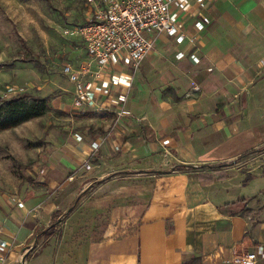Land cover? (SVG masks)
<instances>
[{
    "label": "crops",
    "instance_id": "crops-1",
    "mask_svg": "<svg viewBox=\"0 0 264 264\" xmlns=\"http://www.w3.org/2000/svg\"><path fill=\"white\" fill-rule=\"evenodd\" d=\"M200 2L186 0L182 13L173 7L196 38L194 44L158 37L130 90L116 91L131 117L106 139L110 129L103 136L81 135L79 143L69 136L61 148L66 167L53 170L66 176L63 186L74 181L84 188L74 201L78 217L84 203L108 204L107 196L93 194L120 180L124 233L66 243L62 227L54 235L62 244L49 237L37 254H29L33 237L47 228L32 219L39 201L28 194L15 198L24 205L19 209L14 198H7L0 203V239L9 243L4 264H41L37 260L45 253V264H242L246 254L264 245V151L223 168L224 180H200L199 172L178 168L236 160L264 144V0ZM196 22L203 24L200 31ZM178 53L184 57L177 59ZM113 110L102 112L110 116V126ZM100 139V148L91 154L90 143ZM65 146L81 163L91 154L90 169L68 159ZM245 161L247 175H236L232 169ZM53 182L48 179V186ZM87 188L90 192L80 196ZM81 220L73 236L89 230L82 229Z\"/></svg>",
    "mask_w": 264,
    "mask_h": 264
},
{
    "label": "rangeland",
    "instance_id": "rangeland-1",
    "mask_svg": "<svg viewBox=\"0 0 264 264\" xmlns=\"http://www.w3.org/2000/svg\"><path fill=\"white\" fill-rule=\"evenodd\" d=\"M92 15L88 0H0V98L30 93L45 98L48 106L43 116L0 132V203L7 198L24 200L33 193L39 201L32 209L33 221L41 225L39 228L48 227L52 213L64 214L59 230L64 227L67 232L66 243H77L78 238L120 237L126 223L119 217L120 180L110 181L94 192L97 198L107 196L108 204L84 203V214L78 217L73 215L74 201L84 188L74 181L63 186L66 176L61 179L53 172L66 167L61 148L69 136H90L111 127L110 116H104L102 111L81 112L71 106L74 88L62 75L63 66L69 64L76 69L85 55L80 43L67 37L65 31L86 23ZM243 163L232 169L236 175H247L249 161ZM48 179L54 181L51 186ZM85 191L90 192L89 188ZM92 208L98 212L90 216ZM80 219L85 224L82 229H89V234L73 236V226ZM43 239L46 238L33 237L29 254L40 251L46 244ZM49 240L63 243L60 236ZM70 253L67 250L66 254ZM46 256L43 254L37 262L47 263Z\"/></svg>",
    "mask_w": 264,
    "mask_h": 264
},
{
    "label": "built area",
    "instance_id": "built-area-1",
    "mask_svg": "<svg viewBox=\"0 0 264 264\" xmlns=\"http://www.w3.org/2000/svg\"><path fill=\"white\" fill-rule=\"evenodd\" d=\"M88 1L93 8L91 19L65 31L67 37L83 47L85 59L76 69L69 64L63 66L62 75L73 85L74 108L81 112H103L114 107V118L106 139L111 131L131 117L125 101L117 97L116 91L120 88L130 90L133 78L153 50L155 40L165 35L176 44L187 41L193 45L196 38L187 33L173 10L176 6L179 13L184 12L186 0ZM204 1L206 0H201V6ZM202 28L201 22L195 23L197 31ZM183 57V53L176 55L177 59ZM189 58L194 63H199L194 53ZM73 139L76 143L83 141L78 133L73 134ZM101 143V139L90 143L91 154L100 148ZM91 154L81 163L71 155L69 147H64V155L86 170L90 169L88 160ZM14 202L19 209L24 208L21 201L15 199ZM8 250L9 243L0 239V264L5 263ZM258 259L264 260V245H257L241 262L256 264Z\"/></svg>",
    "mask_w": 264,
    "mask_h": 264
},
{
    "label": "trees",
    "instance_id": "trees-1",
    "mask_svg": "<svg viewBox=\"0 0 264 264\" xmlns=\"http://www.w3.org/2000/svg\"><path fill=\"white\" fill-rule=\"evenodd\" d=\"M48 109L47 101L45 98L34 96L30 93H20L10 98H0V132L14 129L23 123H26L32 119L39 118L43 116ZM100 136L106 134L105 132L98 133ZM264 151V144L257 147L256 149H252L243 153L236 160L223 161L211 163L209 165L201 166L198 169L193 167H185L183 165L178 166L179 169H188L189 171L199 172L198 178L200 180H224L226 179V175L222 174L221 170L223 168L233 166L239 163L243 158H246L250 155L259 154ZM220 172V175L216 178L212 175L213 172ZM87 191L82 193L80 196H84ZM29 197H33L34 194L30 193ZM27 196V197H28ZM64 214L54 212L51 215V223L49 226L40 230L37 234V239L39 237L49 238L54 236L58 228L60 226V221H63L62 217ZM60 220V221H59Z\"/></svg>",
    "mask_w": 264,
    "mask_h": 264
}]
</instances>
